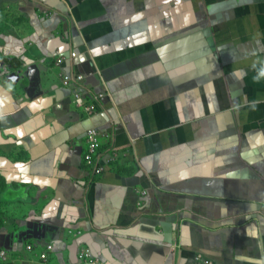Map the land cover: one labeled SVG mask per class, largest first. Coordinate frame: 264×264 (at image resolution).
Returning <instances> with one entry per match:
<instances>
[{
    "label": "crops",
    "instance_id": "0c3cea01",
    "mask_svg": "<svg viewBox=\"0 0 264 264\" xmlns=\"http://www.w3.org/2000/svg\"><path fill=\"white\" fill-rule=\"evenodd\" d=\"M0 224V264H264V0H0Z\"/></svg>",
    "mask_w": 264,
    "mask_h": 264
},
{
    "label": "built area",
    "instance_id": "2783aa9c",
    "mask_svg": "<svg viewBox=\"0 0 264 264\" xmlns=\"http://www.w3.org/2000/svg\"><path fill=\"white\" fill-rule=\"evenodd\" d=\"M50 13L47 11H44V15H49ZM76 52H71V56H74ZM65 59L64 55H58L57 57V63L62 62ZM83 73H76L72 75H65L62 79L63 83L65 85L70 86L72 91L73 100L76 103V105L80 106L88 115H93L96 113L95 106L92 102H88L84 97V89L81 88L78 84V82L83 78ZM72 81L77 82L72 85ZM100 128L97 125H92L88 127L85 131V137H86V149L84 152V160L85 163L91 166L95 167L96 172H100L102 167L101 166H95V156L97 153V150L100 146ZM28 249H31L32 246H27ZM48 250H52V245H47L46 247ZM5 253L2 252V255ZM48 254L47 253H41L40 258L42 260H47ZM199 260L202 258L199 257ZM203 264H211L208 260H202ZM76 264H101V262L93 256V254L90 252L88 248H82L78 253V259Z\"/></svg>",
    "mask_w": 264,
    "mask_h": 264
},
{
    "label": "trees",
    "instance_id": "16d2710c",
    "mask_svg": "<svg viewBox=\"0 0 264 264\" xmlns=\"http://www.w3.org/2000/svg\"><path fill=\"white\" fill-rule=\"evenodd\" d=\"M1 225V224H0Z\"/></svg>",
    "mask_w": 264,
    "mask_h": 264
}]
</instances>
